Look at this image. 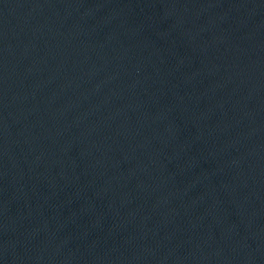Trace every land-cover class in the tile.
<instances>
[{
    "label": "water",
    "instance_id": "95a60500",
    "mask_svg": "<svg viewBox=\"0 0 264 264\" xmlns=\"http://www.w3.org/2000/svg\"><path fill=\"white\" fill-rule=\"evenodd\" d=\"M264 197V0H0V264H188Z\"/></svg>",
    "mask_w": 264,
    "mask_h": 264
}]
</instances>
